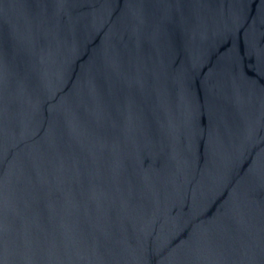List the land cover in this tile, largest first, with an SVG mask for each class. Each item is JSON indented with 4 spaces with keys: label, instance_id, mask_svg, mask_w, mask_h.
Instances as JSON below:
<instances>
[{
    "label": "water",
    "instance_id": "water-1",
    "mask_svg": "<svg viewBox=\"0 0 264 264\" xmlns=\"http://www.w3.org/2000/svg\"><path fill=\"white\" fill-rule=\"evenodd\" d=\"M0 264H264V0H0Z\"/></svg>",
    "mask_w": 264,
    "mask_h": 264
}]
</instances>
